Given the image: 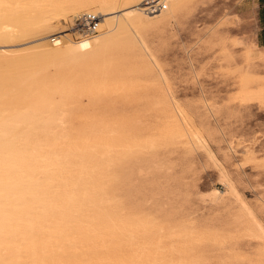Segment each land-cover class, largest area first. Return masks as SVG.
<instances>
[{"label": "bare ground", "instance_id": "1", "mask_svg": "<svg viewBox=\"0 0 264 264\" xmlns=\"http://www.w3.org/2000/svg\"><path fill=\"white\" fill-rule=\"evenodd\" d=\"M193 1L0 0V264L133 263L120 249L130 241L129 229L140 225L139 220L129 222L121 211L106 205V193L92 197L95 188L85 185L94 179L96 158L92 150L102 143L101 135H134L138 121L132 114L126 118L127 112H123L102 132L101 126H84V136L93 135L94 141L77 146L84 155L79 158L70 147H28L30 134L53 129L54 121L61 126L64 123L62 114L66 111L57 105L50 107L47 93L53 86L91 85L96 95L101 86L115 90L141 83L142 92L133 93L130 100L143 96L170 105V143L186 140L188 152H202L207 166L215 168L216 185L203 193V201L218 204L230 199L264 245V222L208 150L199 133L202 128L196 129L191 123L194 113L179 106L150 40V33H173ZM151 3L164 4V9L145 11V5ZM231 12L224 14L226 20L239 28L242 18ZM83 15L95 19L90 34L75 28L74 21ZM59 31L68 33L47 38ZM246 37H238L239 44L256 50L264 59V48L256 45L255 34ZM39 38L44 40L20 46ZM96 102L93 96L83 110H96ZM205 108L212 112L210 105ZM138 112L136 117L141 115ZM246 152L241 140L231 139L228 143L229 156L236 158ZM64 182L71 185L65 186ZM149 240L146 236L144 243ZM108 247L121 248L107 254ZM159 262L152 259L149 264H166Z\"/></svg>", "mask_w": 264, "mask_h": 264}, {"label": "rangeland", "instance_id": "2", "mask_svg": "<svg viewBox=\"0 0 264 264\" xmlns=\"http://www.w3.org/2000/svg\"><path fill=\"white\" fill-rule=\"evenodd\" d=\"M242 2L194 0L173 33L149 36L179 106L194 113L191 123L202 128L199 133L208 150L264 222V59L256 50L239 44L238 37L255 34L254 28L247 31L244 26L250 18L236 12ZM227 12L242 18L239 28L226 20ZM64 33L68 32L59 31L47 38ZM132 85L115 90L101 86L96 95L91 85L49 88L50 107L57 105L66 111L62 114L64 123L61 126L54 121L53 129L30 134L28 147H70L79 158L84 155L77 146L94 141L93 135L84 136V126H101L102 132L123 112H127L126 118L132 114L138 121L134 135H101L102 143L92 150L96 158L94 179L85 185L95 188L92 197L106 193V205L121 211L129 222H140L129 229L131 239L124 242L123 249L108 247L106 253L123 250L126 258L133 259L132 264L143 260L149 264L152 259L166 264H264L263 241L251 232L236 205L228 198L218 204L203 201V193L216 185L217 172L207 166L202 152H188L186 140L170 143V105L143 96L130 100L133 93L143 90L139 82ZM93 96L96 110L85 112V102ZM206 104L213 108L211 113ZM137 111L141 115L136 117ZM231 139L241 140L247 149L245 155L229 156ZM146 236L152 241L144 243Z\"/></svg>", "mask_w": 264, "mask_h": 264}, {"label": "crops", "instance_id": "3", "mask_svg": "<svg viewBox=\"0 0 264 264\" xmlns=\"http://www.w3.org/2000/svg\"><path fill=\"white\" fill-rule=\"evenodd\" d=\"M236 12L250 18L244 26L247 31L254 28L255 43L264 48V0H243Z\"/></svg>", "mask_w": 264, "mask_h": 264}, {"label": "built area", "instance_id": "4", "mask_svg": "<svg viewBox=\"0 0 264 264\" xmlns=\"http://www.w3.org/2000/svg\"><path fill=\"white\" fill-rule=\"evenodd\" d=\"M145 8L147 12L151 13L157 10L164 9V4H156L151 3L148 5H145ZM75 28L80 32L84 34H90L93 32L94 25H95V19L92 16L83 15L79 18H77L74 21Z\"/></svg>", "mask_w": 264, "mask_h": 264}]
</instances>
